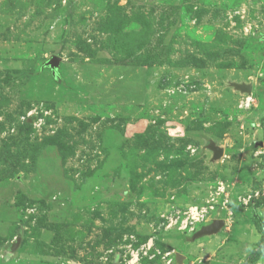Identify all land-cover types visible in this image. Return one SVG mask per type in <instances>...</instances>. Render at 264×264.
Returning <instances> with one entry per match:
<instances>
[{
    "label": "rangeland",
    "instance_id": "374dc122",
    "mask_svg": "<svg viewBox=\"0 0 264 264\" xmlns=\"http://www.w3.org/2000/svg\"><path fill=\"white\" fill-rule=\"evenodd\" d=\"M178 254L264 264V0H0V264Z\"/></svg>",
    "mask_w": 264,
    "mask_h": 264
},
{
    "label": "water",
    "instance_id": "95a60500",
    "mask_svg": "<svg viewBox=\"0 0 264 264\" xmlns=\"http://www.w3.org/2000/svg\"><path fill=\"white\" fill-rule=\"evenodd\" d=\"M59 64V58L56 56H52L51 58L48 59L47 62L44 63L45 67H48L52 74L54 75V77L56 76L55 74L57 73V66ZM233 86L236 89H239L241 91H247L248 93H250L251 91V87L250 85H246V84H236L234 83ZM211 149L213 150V159L219 157L222 153V149L218 146H215L214 144L211 146ZM224 224V221L222 219H216L213 220L210 224H206L204 226H202L199 230H197L192 236L191 239H195L198 238L200 236H204V235H210L212 233L217 232ZM180 255L178 254L176 257V261L178 264H180Z\"/></svg>",
    "mask_w": 264,
    "mask_h": 264
},
{
    "label": "trees",
    "instance_id": "16d2710c",
    "mask_svg": "<svg viewBox=\"0 0 264 264\" xmlns=\"http://www.w3.org/2000/svg\"><path fill=\"white\" fill-rule=\"evenodd\" d=\"M255 254H256V252H252L251 254H249L247 257V259H251V258H253L254 256H255Z\"/></svg>",
    "mask_w": 264,
    "mask_h": 264
},
{
    "label": "built area",
    "instance_id": "2783aa9c",
    "mask_svg": "<svg viewBox=\"0 0 264 264\" xmlns=\"http://www.w3.org/2000/svg\"><path fill=\"white\" fill-rule=\"evenodd\" d=\"M194 214V212H192V215Z\"/></svg>",
    "mask_w": 264,
    "mask_h": 264
}]
</instances>
